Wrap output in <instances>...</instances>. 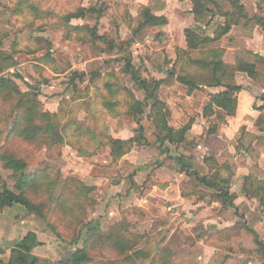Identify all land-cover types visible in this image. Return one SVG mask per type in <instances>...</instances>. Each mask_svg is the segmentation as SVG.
Listing matches in <instances>:
<instances>
[{
    "label": "rangeland",
    "instance_id": "374dc122",
    "mask_svg": "<svg viewBox=\"0 0 264 264\" xmlns=\"http://www.w3.org/2000/svg\"><path fill=\"white\" fill-rule=\"evenodd\" d=\"M95 2L96 0H0V52L12 54L19 62L18 68L11 70L6 76L18 74L21 79L16 78L15 82L22 92L37 95L42 111L60 114V131L64 136V144L59 150L54 151H49L41 142H25L20 137L9 139L17 117L14 113L15 101L1 99L0 156L7 153L23 160L26 163L27 174L44 169L54 171L52 178L59 182L55 193L57 197L62 193L69 178L81 181L90 188L89 200L92 204L88 209L86 224L105 229L124 219L130 224L132 234L163 233V239L174 254L175 264H199L195 259L203 252L196 248L195 244L204 230L198 227L199 222L193 230L189 227L192 211L190 207L183 206L185 209L178 213L166 211L167 208L163 210L165 204L158 197L161 188L163 190L167 185L170 188L169 192L174 194L177 184L162 182L163 179L157 175V167L161 162L183 154L193 171L200 175H208L214 162H206L211 157H204L205 162L203 161V154L194 147L196 141L192 140L190 132L187 142L181 146L166 143L164 146L169 148V152L165 153L164 146L160 147L158 142L155 126L148 118L149 108L144 109V113L138 115V118L129 113L134 98L144 102L146 94L137 87L130 75L122 73L124 62L116 59L117 56L107 53L106 47L83 44L78 41L76 33H68L63 25V18L81 8L92 9ZM17 9L21 12L14 14L13 10ZM101 10L102 13L88 14L84 20H73L71 24L73 26L86 24L85 26L92 27L91 25L100 19L99 16H102L105 20L104 22L100 20L99 25L101 32L109 35L108 38L116 44L131 38L130 26L125 20L127 18L125 7L115 6L110 12L103 6ZM148 37L149 33L145 32L135 37L131 49L135 65L144 61L146 53L156 47L155 41H152L154 34L151 38ZM50 46L52 49L49 50ZM167 56L171 61L174 60V53ZM74 73L84 75L74 78ZM97 74L100 77L93 78ZM148 76L162 78L163 74L152 72L146 77ZM73 78L74 81H71ZM107 83H112L113 93L106 89ZM181 92L175 94L170 89L162 87L158 94L162 101L174 102L176 105L175 127L181 128L192 120L194 124L207 126L209 132L210 126L216 124V120L214 118L202 120L201 114L209 101L208 92H193L189 95L195 93L192 100L184 97L183 89ZM108 102H112V107L107 105ZM105 136L134 139L135 142L127 152L130 153L132 161L124 159L127 154L114 161ZM250 141L251 138L244 137V134L239 138L240 146L243 147ZM2 166L0 161V167ZM138 168H142L143 172L142 169L136 170ZM180 168L178 164L176 172L177 177L183 180L182 190L186 188L191 192L192 189L199 187V191L205 196L201 199L196 197L197 200L210 208L215 207L214 211L208 212L209 218L222 217L220 215L222 210H228L226 216H223L228 223L246 224L248 227L246 213L256 205L260 210L258 202L246 199L242 191L241 195L246 201L240 208L235 205L236 203L234 205L237 210L230 207L222 208L221 203L212 197L213 189L200 186L195 178L188 176ZM260 170H253L254 173L250 174L259 179L263 175L261 180H264V172L261 174ZM95 172H98L97 177L92 176ZM1 173L8 183L13 185L11 172L1 169ZM132 174L135 177L139 175L137 176L140 179L139 185L137 184L139 189L136 191L130 189L126 193L127 180ZM224 175L230 177L229 172ZM235 177L236 172L232 167L231 188ZM119 188H122L121 193ZM30 195L33 198V194ZM148 196H153L154 200L148 201L146 199ZM55 208V205L48 207L44 219L28 213L20 205L0 211V260L7 263L14 244L29 232L38 231L45 242L33 251V254L40 258L38 264H69L70 254L82 247L88 238L87 229L80 236L74 225L69 223V215L74 211L64 209L55 217H59L67 231H63L64 234L58 237L47 227L49 222L56 220L53 218ZM67 212L69 213L66 214ZM199 213L196 211V215ZM200 217L203 219L202 215ZM258 217L261 215L255 219L258 220ZM260 220L261 227L262 219ZM210 233L215 232L210 230ZM216 235L217 233L214 236ZM212 239L207 244L221 251L222 257L218 260L213 259L211 264H246L244 260L248 258L256 259L251 262L252 264H264V253L255 254L258 250L251 235L238 241L240 246L235 240L230 250L213 247L210 245ZM242 249L251 250L252 253L244 254ZM246 256L248 258L244 259ZM112 263L113 258L107 251L99 250L94 253L92 261L86 264Z\"/></svg>",
    "mask_w": 264,
    "mask_h": 264
},
{
    "label": "trees",
    "instance_id": "16d2710c",
    "mask_svg": "<svg viewBox=\"0 0 264 264\" xmlns=\"http://www.w3.org/2000/svg\"><path fill=\"white\" fill-rule=\"evenodd\" d=\"M198 3L199 1L195 0V28L186 30L188 47L186 50L179 49L177 51L176 63L171 67L172 62L162 52L147 55L146 59L150 62L151 70L163 74V77L159 80L149 76L146 77L150 71L145 61L138 65L134 64L131 49L135 43V37L144 30L167 25L166 18L154 15L151 9L146 7H142L139 15L133 18L130 16L128 8L125 7L127 9L125 20L130 26L132 36L119 44H116L106 35H100L96 27L73 26L71 24L73 20H84L88 14L102 13V10L81 8L63 18L64 27L68 33H76L78 41L92 46L106 47L107 53L117 56L116 59L124 62L122 73L130 75L137 87L146 94L144 102L137 101L134 98L135 101L131 105L129 113L138 118V115L144 113V109L149 108L148 118L155 126L160 147H163L166 143L177 147L186 143L188 133L194 124L191 120L181 128L175 127L176 114L174 110L158 96L162 87L170 89L175 94L179 90V86H184L189 95L196 91L208 92L209 101L203 109V116L206 119L215 118L217 121L209 129V134H213L217 131L219 124H225L228 118L234 117L237 113V95L243 90V86L232 83L236 71L247 73L253 79L258 77L256 67L259 63L255 61L256 57H254L255 60L252 63H238L236 67L225 64L226 51L213 45L230 31L232 23L226 22L224 27H220L214 39L204 36L202 30L205 29L203 27L210 26L211 20L209 15H206L209 11ZM237 4V2H232L236 9L234 13L244 14V9L237 6ZM18 12H21V10H13L14 14ZM48 49L50 50L52 47ZM259 62L264 65V61ZM18 66V60L12 54L0 52V100L15 101L14 113L17 116L13 123V133L9 139L20 137L25 142H41L49 151L59 150L64 144V136L60 131V114L42 111L37 95L33 94L32 96L30 93L22 92L15 82L16 78L21 79L18 74L11 77L6 76L7 73L17 69ZM83 75L74 73V78ZM94 77H100V75L97 74ZM74 78L71 81H74ZM111 85L112 83H107L105 86L110 93H113L114 90L112 92L113 86ZM261 100L264 102V97ZM107 105L112 107L113 104L108 102ZM260 110L261 116L254 125L261 132H264V105ZM105 138L107 145L111 147V155L114 161L127 154L135 142L134 139L121 140L111 136H105ZM254 149L264 155L263 136L255 138ZM164 151L165 153L169 152V148L164 146ZM170 159L175 160L180 165L181 171L195 178L200 186L213 189L212 197L221 203L222 208L230 207L237 210L230 198L232 180L230 163L226 162L221 166L212 164L208 175H200L192 170L191 165L186 161L185 155L181 154ZM212 160V158H209L206 162ZM0 161L3 164L0 167V211L20 205L28 213L44 219L48 207L55 205L53 218L56 220H53L52 223L49 222L47 227L58 237L64 234L63 231H67L63 228L59 217H55L64 209L74 211L69 215V223L74 225V229L78 230L80 236L87 229L88 238L83 242L82 247L71 254L68 260L69 264L90 263L94 253L99 250L107 251L109 256L113 258L112 264H175L174 254L163 239V233L157 232L154 235L132 234L130 224L124 219L105 229L86 224L88 209L92 204L89 200L91 190L81 181L69 178L62 193L57 197L55 193L59 182L57 179L52 178L54 171L44 169L27 174L25 172L26 163L7 153L0 156ZM1 169L11 172L10 177L13 185H10L7 179L2 176ZM227 172H229L230 177L224 175ZM134 177V174L129 176L128 185L125 187L126 193L130 189H135V191L139 189ZM241 191L246 199L256 200L260 206V211L264 212V180L249 174L243 178ZM31 193L33 198L30 195ZM182 196L184 198L195 196L201 199L205 195L199 191V187H196L191 192L185 188ZM227 213L228 210H222L220 215L223 217ZM248 235L253 236L254 246L258 250L255 254H263L264 243L261 242L259 235L248 228L246 224H234L221 229L214 236L210 245L230 250L234 246L235 240L237 242L241 241ZM38 246H41V243L36 233L29 232L14 244L9 261L6 263L0 260V264H38L40 260L33 254L34 249ZM242 250L244 254L252 253L248 249Z\"/></svg>",
    "mask_w": 264,
    "mask_h": 264
},
{
    "label": "crops",
    "instance_id": "0c3cea01",
    "mask_svg": "<svg viewBox=\"0 0 264 264\" xmlns=\"http://www.w3.org/2000/svg\"><path fill=\"white\" fill-rule=\"evenodd\" d=\"M198 1L200 5L209 11L206 15H209L211 20L210 26L203 27V29H205L202 30L204 36L214 39L216 32L220 27H224L226 22L232 23L230 31L217 40L213 45L221 47L226 51L224 56L225 64L236 67L238 63H252L255 60L254 57L257 58L255 61H258L259 63L256 67L258 72V77L256 79L251 78L247 73L238 71H236L234 75L232 83L238 86H243V90L237 95L238 107L237 113L234 117L228 118L225 124H219L217 131L213 134L207 132V126H200L198 124H194L190 130L192 140L196 141L194 147L198 149L199 153L203 154L202 159L204 162V157H211L216 165L221 166L228 162L231 164V167H234L236 177L233 180V186L230 190V198L233 203H236L235 205L240 208V205L246 201L241 195L243 178L250 173H254L253 170L261 169V174L264 172V155L254 149L255 138L258 136L264 137V132H261L254 125L261 116L260 108L264 105V102L261 100L262 97H264V65L259 62L264 61V0ZM232 2H237V6L244 9V14L239 15L234 13L236 9L235 6L232 5ZM103 6L104 9L108 8L110 12L115 6L127 7L130 16L133 18H136L139 15V11L142 7H146L151 9L154 15L166 18L168 21L167 25L144 30L143 32L149 33L148 39L154 34L152 41H155L154 43L156 45V47L151 48V50L146 53V57L147 55L157 52H162L166 57H168L167 54L174 53V60L171 61L168 58L172 62L171 67L176 63L177 51L179 49L186 50L188 47L186 30L193 29L196 25V17L194 14V8L196 6L195 0H96L92 9L99 11ZM99 18L100 19H97L94 24L95 26L89 23L88 25H91V28L96 27L100 35L107 36L108 34L101 32V25H99L100 20H103L104 22L105 18L102 16H99ZM144 61L150 73L154 72L151 70L148 59L145 58ZM155 79L159 80L161 77ZM182 89L184 97H187L188 100L194 98L195 93L189 96L184 86H179L177 92L182 93ZM167 104L176 114V105L174 102H169ZM170 104L174 106H171ZM201 114L202 120H208L204 118L203 111ZM215 123H217V121H215ZM243 134L244 137L248 136L251 138L250 143L245 144L244 147L240 146L239 143V138H241ZM118 139L126 140V138ZM124 159L132 161L130 153L127 154ZM202 164L204 165L203 162ZM177 165L176 161L166 160L161 162L157 167V175L163 179L162 182H172V185L177 184L175 188L176 190L173 192L174 194H171V192H169L170 188L165 185L163 190L161 188L160 196L158 197L165 204L163 210L167 208L166 211L178 213L182 211V209L188 207L192 209L189 227L193 230L197 227L196 223L199 222L200 226L198 227H201V229L204 230L195 244V247L201 249L203 254L198 255L195 261L199 264L203 262L205 264H211L213 259L218 260L222 257V252L209 247L207 243L221 229L230 227L235 223H228L225 217L209 218L207 215L208 212L214 211L215 207L210 208L209 206L204 205V202L197 200L196 197L184 198L182 196L183 180L177 177ZM141 169L142 168H138L136 170L139 171ZM98 172H95L92 176L97 177ZM139 173L141 174V172ZM137 176L139 175L134 177L135 183L139 185L140 179ZM262 177L263 175L260 179ZM92 179L94 180L96 178ZM122 188H119V193H121ZM146 199H148V201L154 200L153 196H148ZM183 206L185 208H183ZM196 211L200 213L196 215ZM201 215L203 216V219H201ZM258 215H261V217H258V220H256L255 217ZM246 218L248 220V227L260 235L261 242H264V214H261L257 205L246 213ZM260 219H262L261 227ZM210 230H213L215 233L211 234ZM34 233H36L41 245H44L45 242L41 237L42 234L38 231H35ZM207 250L209 252H207ZM247 258V256L244 257V259ZM253 261H256V259L248 258L247 260H244L246 264H252L251 262Z\"/></svg>",
    "mask_w": 264,
    "mask_h": 264
}]
</instances>
